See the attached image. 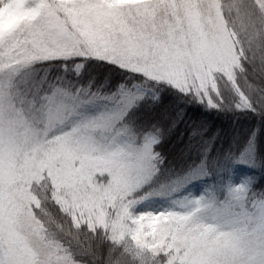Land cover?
Segmentation results:
<instances>
[{
	"label": "snow or ice",
	"instance_id": "obj_1",
	"mask_svg": "<svg viewBox=\"0 0 264 264\" xmlns=\"http://www.w3.org/2000/svg\"><path fill=\"white\" fill-rule=\"evenodd\" d=\"M168 94L264 118V0H0V264H264L254 178L145 191Z\"/></svg>",
	"mask_w": 264,
	"mask_h": 264
},
{
	"label": "trees",
	"instance_id": "obj_2",
	"mask_svg": "<svg viewBox=\"0 0 264 264\" xmlns=\"http://www.w3.org/2000/svg\"><path fill=\"white\" fill-rule=\"evenodd\" d=\"M99 71L102 80L105 70ZM225 99L230 101L231 93L225 92ZM178 113L181 119H176ZM141 115L143 119L147 114ZM151 115L165 117L166 127L173 120L176 125L161 146L166 160L160 178L173 179L204 167L207 178L217 185L227 180L231 169L253 149L254 158L248 165L250 174L258 190H264V118L253 112L209 109L195 102H183L170 94L165 96L163 107ZM253 131L257 134L249 143ZM50 212L55 217L56 209L51 208Z\"/></svg>",
	"mask_w": 264,
	"mask_h": 264
},
{
	"label": "rangeland",
	"instance_id": "obj_3",
	"mask_svg": "<svg viewBox=\"0 0 264 264\" xmlns=\"http://www.w3.org/2000/svg\"><path fill=\"white\" fill-rule=\"evenodd\" d=\"M254 158V152L253 149H250L246 152V154L241 158V160L231 169L230 175L227 178V180H223L220 183H217L215 185L214 182H212L210 179H208V174L205 171L204 167H198L196 169H193L189 172H197L198 176L196 179L192 180L191 182L187 183L182 190L179 193H175L174 195H185V194H192L195 196H199L206 191H211L213 186L219 187L220 185H223L226 182H231L234 184L240 183L244 178L251 177L250 169H249V163L252 162V159ZM187 172V173H189ZM182 174L178 177L186 175ZM174 179V178H173ZM169 178H160L159 174L153 181V183L145 188V191L149 190H157L159 187L163 184L169 183L171 180ZM168 201L166 199L160 198V197H154L146 202H144L142 205H140L139 210H154L159 209L161 206H164Z\"/></svg>",
	"mask_w": 264,
	"mask_h": 264
}]
</instances>
